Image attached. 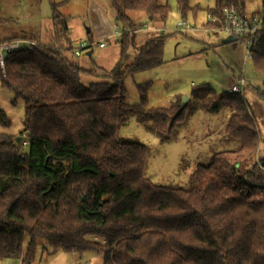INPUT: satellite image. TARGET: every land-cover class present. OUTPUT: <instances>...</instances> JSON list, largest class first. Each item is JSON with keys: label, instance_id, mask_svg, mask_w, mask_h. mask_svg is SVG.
<instances>
[{"label": "trees", "instance_id": "1", "mask_svg": "<svg viewBox=\"0 0 264 264\" xmlns=\"http://www.w3.org/2000/svg\"><path fill=\"white\" fill-rule=\"evenodd\" d=\"M247 1L216 0L207 13L217 19L205 25L221 26L225 5L246 14ZM110 3L116 19L130 24L129 11L163 22L171 14L163 0ZM176 3L182 17L198 10L189 0ZM52 11L57 41L68 38V18L56 3ZM256 14L264 23V0ZM137 35H121L111 69L84 68L58 42L4 54L0 80L25 100L20 138L28 133L29 142L22 146L19 136L0 133V258L31 264L44 239L54 249L101 257V264H264V157H256L264 138L255 112L243 94L205 84L193 89L194 105L204 99L207 109L211 102L215 112L230 109L223 132L238 145L199 164L189 187L156 184L146 173L148 146L120 129L135 117L167 140L187 119L189 103L177 98L148 107L145 92L138 103L126 100V77L164 61L165 39L140 42ZM14 39L33 38L12 35L0 44ZM130 46L135 55L127 62ZM250 60L264 74V29ZM84 75L97 80L86 84ZM252 88L264 103V81ZM0 124H11L1 107Z\"/></svg>", "mask_w": 264, "mask_h": 264}, {"label": "rangeland", "instance_id": "2", "mask_svg": "<svg viewBox=\"0 0 264 264\" xmlns=\"http://www.w3.org/2000/svg\"><path fill=\"white\" fill-rule=\"evenodd\" d=\"M95 1L104 10L114 11L110 0ZM164 1L171 7V14L166 22L158 16L151 20L141 12H128L136 27H140L142 22L153 27L151 31L139 32L137 37L143 42L151 38H161L165 39V43L162 64L126 77V100L131 104L138 103L145 92L147 106L155 108L167 107L177 98L182 102L184 96H187L191 98L186 102L189 103L187 119L176 126L173 135L167 140H161L144 124L137 122L135 117H131L129 122L121 127L119 133L125 138L148 146L150 154L146 173L153 182L160 185L189 187L192 183V174L199 164L207 163L216 151L238 145L236 140L226 138L223 132L231 114L230 109L220 108L218 112L210 110L213 102L207 109L203 105L204 99L194 105L193 89L205 84L219 92L228 90L244 76L248 86L243 96L255 112L256 122L264 138V103L252 88L253 85L264 81V74L256 69L251 60H245L246 44L243 40L236 39L221 29L205 25L207 10L215 5L216 0H189L190 6L197 7L198 10L196 14L189 12L186 17H182L178 12L176 0ZM247 2V12L256 13L260 10L261 0ZM52 3L57 4L58 11L68 20L74 18L76 22L93 24V29V22H98L101 17L97 9L91 13L90 0H0V17L13 18L11 23H0V39L10 36L8 34L38 39L40 27L43 32L51 31ZM181 20L186 21L189 29L181 31L178 28ZM118 22L122 31L124 27L126 29L129 26L126 27V22L121 20ZM115 45L114 40H111L105 49L93 48V57L106 59L107 51L116 47ZM127 53L129 62L135 55V48L130 46ZM67 55L76 62L90 61V65L94 66L86 52L80 56L70 52ZM88 83L89 81L86 82ZM139 86H143L145 91H141ZM0 107L11 121L7 127L0 124V133L20 137L26 120L25 100L13 89L2 85L1 80ZM256 157H264V141L260 143ZM80 258L83 260L82 264H101L102 261L101 257L91 253L79 255L54 249L46 240L40 239L36 259L31 264H72ZM0 264L22 263L17 258L9 257L0 258Z\"/></svg>", "mask_w": 264, "mask_h": 264}, {"label": "built area", "instance_id": "3", "mask_svg": "<svg viewBox=\"0 0 264 264\" xmlns=\"http://www.w3.org/2000/svg\"><path fill=\"white\" fill-rule=\"evenodd\" d=\"M207 19L215 21L217 18L211 13H207ZM147 24H144L142 27H127L122 31L120 26L117 24V33L116 37L120 38L124 32H138L141 29H152ZM178 28L181 31L189 29L185 20L179 22ZM218 29L223 30L224 32L234 36L235 38H244L246 44L245 50V60L251 59V49L254 42L258 39L259 33L264 29V23L262 18L256 13H246L241 14L238 9L233 5H225L222 9V20L221 26ZM105 42L93 43L82 41L79 42L77 47H74L72 51L76 56H80L83 52L91 51L94 47L105 46ZM41 45V42L36 39H14L8 42H3L0 44V62L4 68V54L8 51H14L21 48H27L31 51L35 46ZM247 81L244 76L240 77L236 83H234L229 89V92L243 94L246 87ZM22 146L28 145V133H24L22 138ZM82 259H77L72 264H82Z\"/></svg>", "mask_w": 264, "mask_h": 264}, {"label": "crops", "instance_id": "4", "mask_svg": "<svg viewBox=\"0 0 264 264\" xmlns=\"http://www.w3.org/2000/svg\"><path fill=\"white\" fill-rule=\"evenodd\" d=\"M90 2H91V8H90L91 13L94 9H97L98 12L101 14V17H100V19H98V22H93L94 23V29L92 28L93 24H83V23H81V21L76 22L74 20V18H72V19H69L67 21L69 33H68V38H64L65 40H63V37H62L59 39V41H57V38H56L57 36L55 33L54 25H53V29H52L53 31L51 30V31L43 32L42 27H40L39 32H38V39L34 38V37H30V38L36 39V40L40 41L41 43H44L47 45H56L58 42L59 44L63 45L64 47H69L70 49L77 47L79 42H82V41L93 42V43H99V42L104 43L105 42L106 44L103 47L96 46L98 48L105 49L107 44L109 43V41L114 40L116 47L107 51V54L105 55L106 59H104V57L94 58L93 57L94 56V54H93L94 49L91 50V54L88 56L91 57L90 59H91L92 63H94V66L90 65L91 64L90 61L89 62L88 61H83V62L77 61L81 66H83L84 68H87V69H97V67H102L104 69H111L116 64V62L118 61V59L120 57V44L118 41L119 38L116 37L117 23H119V22L116 19V15L114 14V11L111 12V10H109V9L104 10L101 6H99L97 4V2L95 0H90ZM247 7H248V2H247ZM247 13H252V12H247ZM141 14H144V16L148 17L143 12H141ZM129 17L132 21V24L126 23V27L128 25L129 26L133 25L134 27H136L133 18H131V16H129ZM52 24H53V22H52ZM144 24H147V23L142 22L140 27H142V25H144ZM149 27L151 28L152 26H149ZM157 29H159V28H157ZM147 30L151 31L152 29H141L140 31H138V33L139 32L140 33L145 32ZM162 31H164V30L162 29ZM8 35L11 36L12 34H8ZM10 36H8V37H10ZM8 37H5V38H8ZM94 37H95V39H97L99 41H96L94 39ZM5 38H2V39H5ZM61 39H62V41H61ZM104 39H106V40H104ZM138 40L140 42H143L139 37H138ZM96 47H94V48H96ZM86 54H87V52H86ZM82 80H83V82L85 80L86 82L89 81V83H90V82L96 81L97 78L93 77V76L88 77V75H84L82 77ZM86 82H84V83H86ZM73 253H75V252H73Z\"/></svg>", "mask_w": 264, "mask_h": 264}, {"label": "water", "instance_id": "5", "mask_svg": "<svg viewBox=\"0 0 264 264\" xmlns=\"http://www.w3.org/2000/svg\"><path fill=\"white\" fill-rule=\"evenodd\" d=\"M90 54H91V51H88V52H87V55H90ZM187 101H188V97H187V96H184L183 101H182V104H183V105L186 104ZM20 140H21V138L18 137V138H17V142H20Z\"/></svg>", "mask_w": 264, "mask_h": 264}]
</instances>
